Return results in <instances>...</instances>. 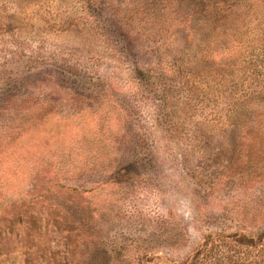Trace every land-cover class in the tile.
Segmentation results:
<instances>
[{
  "label": "rangeland",
  "instance_id": "1",
  "mask_svg": "<svg viewBox=\"0 0 264 264\" xmlns=\"http://www.w3.org/2000/svg\"><path fill=\"white\" fill-rule=\"evenodd\" d=\"M232 1L0 0V264H264V0Z\"/></svg>",
  "mask_w": 264,
  "mask_h": 264
},
{
  "label": "trees",
  "instance_id": "2",
  "mask_svg": "<svg viewBox=\"0 0 264 264\" xmlns=\"http://www.w3.org/2000/svg\"><path fill=\"white\" fill-rule=\"evenodd\" d=\"M175 1H176L175 6L178 5L176 7V9H178L180 6H183V5H187L188 9L193 8L191 3L195 1L196 2L195 5H196V7H198V9H194L193 12H194V14H197V15L205 14V12H203L205 10L206 11L208 10L207 11L208 13L211 12V11L217 10L218 4H220V3L233 2L232 0H183V1L175 0ZM181 4H183V5H181ZM201 8H206V9L205 10L203 9V11H202ZM190 16H192V14L191 15L189 14V17ZM202 17L204 19V18H207L208 16L206 17V15H203Z\"/></svg>",
  "mask_w": 264,
  "mask_h": 264
}]
</instances>
